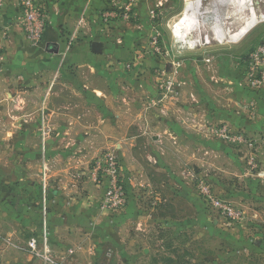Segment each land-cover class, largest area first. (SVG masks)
I'll return each instance as SVG.
<instances>
[{"label": "crops", "instance_id": "1", "mask_svg": "<svg viewBox=\"0 0 264 264\" xmlns=\"http://www.w3.org/2000/svg\"><path fill=\"white\" fill-rule=\"evenodd\" d=\"M37 1L46 13L40 45L26 40L15 3L0 16L8 31L0 40V264H46L29 251L30 237L53 264L108 262L112 231H124L126 215L144 195L164 189L188 204L191 180L223 182L228 173L255 179L241 166L244 159L206 137L205 125L228 124V132L245 133L250 153L256 146L264 155V87L254 92L243 79L249 53L264 41V23L233 46H216L207 59L177 50L170 59L142 61L152 0H138L133 19L107 28L99 17L109 0ZM80 19L78 40L68 47ZM94 41L102 43L100 54L92 53ZM54 45L57 53L48 52ZM168 80L174 86L166 92ZM251 103L255 123L236 122L234 110L250 119ZM109 150L119 158L127 193L118 212L100 209L104 187L89 177L92 162ZM249 156L250 164L255 155Z\"/></svg>", "mask_w": 264, "mask_h": 264}, {"label": "rangeland", "instance_id": "2", "mask_svg": "<svg viewBox=\"0 0 264 264\" xmlns=\"http://www.w3.org/2000/svg\"><path fill=\"white\" fill-rule=\"evenodd\" d=\"M155 1L157 0H152L150 8ZM158 1L163 3V16L158 22L162 31L161 39L167 48L175 52L180 46L173 39L167 24L174 16L181 13L184 8V0ZM236 1L238 0H222L219 3V12L217 16H214L211 2L202 0L205 16L209 17H207L202 36L200 30H197L201 46L194 48L195 50L181 47L183 48L181 50L186 55L201 51L198 52L201 54L199 55L200 58L207 59L212 55L213 49H218L216 46L220 47L225 43L233 46L239 43L240 39L248 33L253 25L260 27L264 23V20L252 22L253 25L251 24L252 26L241 38L230 40L226 30L229 29L230 33L236 32L240 29L244 20L250 18L247 12L244 13V17H241V13H234L231 6ZM256 1V3L259 2L257 6L264 14L263 0ZM108 3L110 7L111 0ZM217 23L220 27H217ZM206 35L209 38L208 42L203 40ZM69 37L66 40L68 47L78 40V37H76L69 45ZM216 37H220L222 42L215 40ZM162 40L161 44L164 46ZM143 45V42L136 45L139 51H141ZM134 56L136 57V55ZM242 58L243 56L238 55V61L241 62ZM162 59L166 60L165 58ZM133 61L134 59L127 65L129 68L132 66ZM164 64L166 65V62ZM260 89L252 91L259 93ZM253 104L251 103L252 110L248 108V112H245L247 117L250 118L248 120L245 116H242L243 112L241 110H234L238 117L236 122L244 121V124H246L250 120L249 123H255L257 108ZM242 109L246 111L245 108ZM248 125L250 126V124ZM205 126L206 137L213 143L216 142L215 144L223 145L225 143V146L236 153L237 157L244 159L241 166L254 175L255 179H252L250 175L243 176V173L241 176L228 173L224 174L223 182L220 180L212 182V180L208 181L206 178L191 180L189 183L188 204L184 203L179 195L174 194L168 197V192L166 193L164 189H161V191L153 190L147 196L144 195L139 199V206L133 208L126 215L123 224L124 231L117 233V228L112 231L114 244L113 249L109 250L112 256L109 258L108 264H264V174L260 178L256 177V172L263 171L264 173V155L261 154L262 151L260 150L256 152V146H254L252 152L255 158L252 157L249 164V154H252L249 149L253 145L250 147L248 142H229L223 139L222 129L225 131L231 130L226 123ZM231 135L238 136L239 132L231 133ZM243 137H245V133ZM225 152L222 151L228 157V150ZM257 156L260 162L257 160ZM223 166L226 167L225 164ZM216 172L213 173L216 174ZM200 181L210 187L216 198L231 204L235 210L241 212L242 217L240 220L221 219L215 211L209 209L199 192ZM235 192L241 194V196H237L235 199ZM177 193H179V190H177ZM218 193H223L222 195L225 197ZM214 217H216V222ZM113 226L117 227V224ZM117 236H119V240H122L118 247L116 246Z\"/></svg>", "mask_w": 264, "mask_h": 264}, {"label": "built area", "instance_id": "3", "mask_svg": "<svg viewBox=\"0 0 264 264\" xmlns=\"http://www.w3.org/2000/svg\"><path fill=\"white\" fill-rule=\"evenodd\" d=\"M11 2L15 3L20 10L18 23L28 43L32 46L40 45L46 27V13L42 5L37 0H0V16L1 10ZM137 3L138 0H111L109 10L100 14V24L107 28L113 21H130L136 15ZM162 7L163 3L157 0L148 10L150 28L149 48H144L143 52L138 55L142 61L150 55L165 59L173 57L172 49H166L161 44L162 31L158 22L163 16ZM82 25V19L76 22L68 40L69 45L78 37ZM7 37L8 31L0 24V40H5ZM181 49L183 48H177L176 50ZM165 70L166 66L160 71L161 74H164ZM243 79L245 86L251 90L264 87V41L255 46L250 52L243 73ZM173 86L174 83L168 80L165 83L164 90L166 92L171 91ZM250 108L252 110V105H250ZM222 130L223 139L229 142L247 143L243 135L232 136L230 132ZM120 171V161L113 150L104 152L92 162L89 171L90 180L95 185L104 187V193L100 202V209L103 211L118 212L123 210L127 204L126 192L120 177ZM198 188L207 207L215 211L221 219L240 220L242 213L235 210L231 204L216 198L209 186L200 181ZM27 247L32 254L42 257L46 264H53L52 259L45 252L41 253L38 249L36 237L28 239ZM94 264H108V262L97 261Z\"/></svg>", "mask_w": 264, "mask_h": 264}, {"label": "bare ground", "instance_id": "4", "mask_svg": "<svg viewBox=\"0 0 264 264\" xmlns=\"http://www.w3.org/2000/svg\"><path fill=\"white\" fill-rule=\"evenodd\" d=\"M208 1L211 2V4L210 3L209 4L213 8L212 13L214 14V16H217L220 8L219 3L222 0H208ZM256 2H257L256 0H240V1L238 0L234 2V4L231 6L235 14L241 13V17H244L243 16L244 13L247 12L250 18L248 20L245 19L243 24L240 26V29L237 30L236 32L230 33L229 29L226 30L227 31L226 33L230 40H238L239 38H241L253 25L252 22L264 20V14L260 11V8L257 6L259 2L258 3ZM183 3H184V8L182 9L181 13L174 16L168 22L167 28L171 31L173 35V39L180 46L179 48L181 47L199 48L201 45L197 35V30H200L202 36L205 28V24L207 23V17L209 16H205L202 7V0H184ZM217 27H220L218 23H217ZM208 39H209L208 35L203 37V40L205 42H208ZM215 40H217L218 42H222V39L220 37H216Z\"/></svg>", "mask_w": 264, "mask_h": 264}, {"label": "water", "instance_id": "5", "mask_svg": "<svg viewBox=\"0 0 264 264\" xmlns=\"http://www.w3.org/2000/svg\"><path fill=\"white\" fill-rule=\"evenodd\" d=\"M47 50L50 53H57L58 47H57V45L49 46ZM91 50H92V53H94V54H100L102 52V43H99L96 41L92 42L91 43Z\"/></svg>", "mask_w": 264, "mask_h": 264}]
</instances>
